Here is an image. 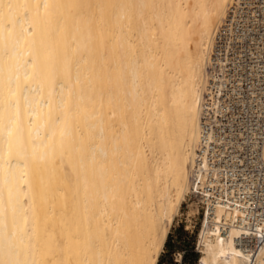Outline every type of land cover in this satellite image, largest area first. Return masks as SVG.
<instances>
[{
	"label": "bare ground",
	"instance_id": "6f19581e",
	"mask_svg": "<svg viewBox=\"0 0 264 264\" xmlns=\"http://www.w3.org/2000/svg\"><path fill=\"white\" fill-rule=\"evenodd\" d=\"M245 153L264 0H0V264H158L186 202L196 264H264Z\"/></svg>",
	"mask_w": 264,
	"mask_h": 264
},
{
	"label": "rangeland",
	"instance_id": "374dc122",
	"mask_svg": "<svg viewBox=\"0 0 264 264\" xmlns=\"http://www.w3.org/2000/svg\"><path fill=\"white\" fill-rule=\"evenodd\" d=\"M184 212L173 225L167 245L158 264H196L200 252L197 248L198 237L202 225L203 212H197L188 221L186 212L189 205L184 204ZM183 254V257L181 256Z\"/></svg>",
	"mask_w": 264,
	"mask_h": 264
},
{
	"label": "built area",
	"instance_id": "2783aa9c",
	"mask_svg": "<svg viewBox=\"0 0 264 264\" xmlns=\"http://www.w3.org/2000/svg\"><path fill=\"white\" fill-rule=\"evenodd\" d=\"M251 111V107L249 106L245 111H244V117L246 118V120L251 124L252 123V113L250 112ZM239 112V111H238ZM241 116V115H240ZM238 117V116H237ZM255 122V121H254ZM247 152H249V150L247 151ZM245 156H246V158H247V161L249 160V163H250V165H251V168H252V171H254L255 169L257 170V169H260L262 172H263V174H264V164L262 165H260V166H253L252 165V157L253 156H251V154H250V156H247V154L245 153ZM264 202V201H263ZM263 210H264V204H263ZM263 233H264V231H263Z\"/></svg>",
	"mask_w": 264,
	"mask_h": 264
}]
</instances>
